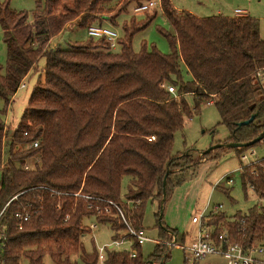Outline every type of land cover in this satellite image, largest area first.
<instances>
[{"label":"trees","instance_id":"obj_1","mask_svg":"<svg viewBox=\"0 0 264 264\" xmlns=\"http://www.w3.org/2000/svg\"><path fill=\"white\" fill-rule=\"evenodd\" d=\"M113 1L36 0L33 18L26 10L13 9L10 0L0 2L7 48L6 65L0 64V98L6 108L46 59L17 127L0 117V264H99L98 248L88 252L85 247L84 237L92 232L85 220L109 224L113 241L127 237L113 202L132 227L143 229L146 205L162 201L168 170L167 196L185 180L183 170L193 165L190 154L174 156L175 134L203 105L213 103L218 109L220 123L230 131L226 143L248 142L264 131V83L258 76L264 70V39L257 18H201L164 0L171 29L159 31L170 44L169 53L147 43L139 52L132 46L134 36L157 15L125 21L118 51L105 38L90 36L67 49L51 46L74 21L88 30L112 10ZM188 94L194 96L193 109ZM252 116L250 124L240 125ZM37 141L38 147L30 148ZM247 148H236L237 154ZM226 149L204 158L219 159ZM240 174L245 192L250 187L264 197V160L242 164ZM25 209L30 218L19 228L16 214ZM224 214L210 222L215 235L223 223L230 242L246 248L264 244V208L237 214L234 222H226ZM161 229L149 259L135 241V258L129 250L107 247L105 264H154L162 259L164 264L168 232L177 238V230Z\"/></svg>","mask_w":264,"mask_h":264},{"label":"rangeland","instance_id":"obj_2","mask_svg":"<svg viewBox=\"0 0 264 264\" xmlns=\"http://www.w3.org/2000/svg\"><path fill=\"white\" fill-rule=\"evenodd\" d=\"M5 0H0L4 2ZM143 0H114L109 4L110 11L105 15L98 17L93 24H105L114 26L122 35V26L125 21L134 16L138 20H145L157 17L147 26L140 30L133 38L132 46L135 52L141 50L142 44L148 46L156 45L163 53L171 51L167 38L159 31L160 28L170 30L171 27L163 13L164 0L162 7L156 9L153 13L146 15L134 14V8ZM173 7L177 10H186L198 17L208 18L218 15H235L236 9H246L248 13L260 19L261 34L264 39V0H170ZM10 5L16 10H26L33 18V12L36 6V0H10ZM120 12V13H119ZM119 25L115 24V21ZM79 21H74L58 36L51 41L53 48L61 46L69 48L71 43L76 41L84 42L89 39L87 29L79 27ZM116 51L120 47L114 48ZM7 48L3 41V31L0 26V64L6 65ZM46 65V59L43 58L38 64L39 72H33L26 80L27 87H20L17 94L13 97L10 105L6 108L5 102L0 98V117L7 120L9 126L13 129L20 123L22 115L27 107L29 96L39 80L43 68ZM188 77V76H187ZM191 108H194V96H186ZM6 109V113H2ZM221 118L218 109L213 103L205 104L199 112H194V116L186 118L185 126L175 134V144L173 154L178 157L180 154H190L193 165H188L183 170L184 181L174 187L168 194L163 204V213L161 221L157 214L160 210L161 202L159 200L150 201L146 205L143 218V229L148 240L142 245L141 252L145 259L156 248V239L159 238L161 227H169L171 230H177V238L181 244L168 246L167 259L164 264H230L228 260L217 255H207L204 259L194 261L191 251L187 247L193 246L196 229L192 218L195 214L204 210L207 213L213 211L216 206L222 205L218 213H210V222L215 220L217 215L224 212L227 215L226 222H234L237 214H246L251 208L257 206L264 208V197H259L250 187L245 192L240 168L241 165L255 163L264 158V146L260 143L256 146L247 148L243 154H247L249 160L243 162L241 155L237 154L236 148H229L220 153L219 159L204 158V152L211 147L227 142L230 136L228 127L220 123ZM5 154L8 155L9 147L6 144ZM214 151V150H213ZM253 152H255L253 154ZM34 160H38L36 157ZM252 165V164H250ZM2 171H0V179ZM228 177L233 179V183L228 184ZM128 185V178H124L122 184V197L125 196ZM161 215V210H160ZM85 223L88 226L96 224L92 232L84 237L86 250L92 252L95 247L110 246L113 242V231L106 224H98L93 218H87ZM225 225L220 223L219 229H224ZM223 227V228H222ZM170 233V232H169ZM184 236V237H183ZM169 238L173 240L170 233ZM184 241L182 242V239ZM95 244V245H94ZM124 248H129L125 244ZM75 258V257H74ZM46 261L50 263L49 258ZM79 264H82L79 261ZM99 264H102L99 262ZM148 264H150L148 262Z\"/></svg>","mask_w":264,"mask_h":264},{"label":"built area","instance_id":"obj_3","mask_svg":"<svg viewBox=\"0 0 264 264\" xmlns=\"http://www.w3.org/2000/svg\"><path fill=\"white\" fill-rule=\"evenodd\" d=\"M163 0H149L143 4H139L134 8V14L136 15H146L148 13H153L158 8L162 7ZM158 9V10H160ZM163 13H164V9ZM237 16H243L244 12L240 9L236 10ZM88 35L93 38H105L108 43H110L112 49L116 48L117 40L120 38L121 34L116 30V28L108 25L92 24L88 27ZM258 76L262 77V71L259 72ZM21 87H26L25 82H22ZM169 92L172 93L175 98H178L177 90L174 86L168 88ZM27 134V133H26ZM260 144L264 146V138L260 141ZM39 141L34 142L30 148L38 147ZM255 152H253L254 154ZM241 159L243 162L249 160L247 154H241ZM264 160L260 159L257 162ZM255 162V163H257ZM250 163V164H255ZM248 164V165H250ZM28 168V165L25 166ZM241 170V168H240ZM228 184L233 183V179L228 177ZM85 198L89 199L90 196L83 195ZM110 204L114 205L115 208L120 213L122 219L126 224L127 237L113 241L110 246H101L99 250V262L105 264L106 254L105 250L107 247H115L120 250H129L130 258H135L137 256V250L132 248V245L135 241L138 244L143 245L148 237L145 236L144 229H135L125 218L123 211L115 205L113 202ZM222 209V205L216 206L213 211L210 213H218ZM210 213H207L206 210L197 213L193 216L192 222L197 226V236L196 242L193 246L187 247V250L191 251L194 261H199L204 259L207 255H217L228 260L230 264H264V244L258 243L253 246L246 248L239 243H232L229 241L227 236L226 229L220 230V233L215 235L216 227L209 223ZM16 217L20 220L19 228H22L23 222L27 221L30 218L28 211L25 209L22 212H18ZM96 224H92L91 228H95ZM223 228V227H222ZM172 234V233H171ZM0 234V238H1ZM173 240L168 244L172 246L178 244L177 238L172 234ZM156 243L159 241L156 239ZM129 245V248H124V245ZM164 261V259H163ZM154 264H160V262H154Z\"/></svg>","mask_w":264,"mask_h":264},{"label":"water","instance_id":"obj_4","mask_svg":"<svg viewBox=\"0 0 264 264\" xmlns=\"http://www.w3.org/2000/svg\"><path fill=\"white\" fill-rule=\"evenodd\" d=\"M255 119V116H252L250 119L241 122L240 125H247L250 124L253 120ZM264 138V131L261 132L255 139L248 141V142H228V143H224V144H218L216 146L211 147L208 151L204 152L203 154L206 155L207 153L218 149V148H222V147H229V148H245V147H251L253 145H255L256 143L260 142L262 139ZM170 174V171L168 170L166 176H165V180H164V194H163V198L161 201V215H160V221L162 218V213H163V204L166 200L167 197V189H166V183H167V178ZM112 248V246H111ZM154 263V262H152Z\"/></svg>","mask_w":264,"mask_h":264},{"label":"crops","instance_id":"obj_5","mask_svg":"<svg viewBox=\"0 0 264 264\" xmlns=\"http://www.w3.org/2000/svg\"><path fill=\"white\" fill-rule=\"evenodd\" d=\"M236 10H238V9H236ZM236 10H235V15H232V17H237V14H236ZM240 10H242L243 12H244V15L243 16H252V15H250L249 13H248V11L246 10V9H240ZM252 17H255V16H252ZM255 18H257V17H255ZM258 20H259V23H260V19L259 18H257ZM105 25V24H104ZM262 32V30H261V25H260V33ZM261 36H262V34H261ZM261 81L264 83V70L262 71V77H261ZM25 84H26V82H25ZM27 85V84H26ZM195 229H196V233H195V239H192V241L195 243L196 242V236H197V226H195ZM169 233V232H168ZM170 233H172V232H170ZM169 233V234H170ZM173 234V233H172ZM184 237V236H183ZM184 239L185 238H183L182 239V242L184 241ZM158 240V239H157ZM177 242H179V239L177 238ZM193 243V244H194ZM160 263H163V259L160 261Z\"/></svg>","mask_w":264,"mask_h":264}]
</instances>
